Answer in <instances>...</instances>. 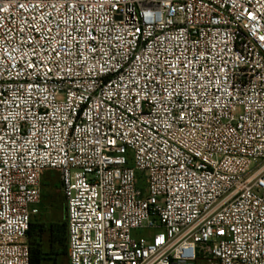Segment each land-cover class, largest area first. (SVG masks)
Listing matches in <instances>:
<instances>
[{
  "label": "built area",
  "instance_id": "built-area-1",
  "mask_svg": "<svg viewBox=\"0 0 264 264\" xmlns=\"http://www.w3.org/2000/svg\"><path fill=\"white\" fill-rule=\"evenodd\" d=\"M51 172L69 264H264V0H0V264Z\"/></svg>",
  "mask_w": 264,
  "mask_h": 264
},
{
  "label": "trees",
  "instance_id": "trees-1",
  "mask_svg": "<svg viewBox=\"0 0 264 264\" xmlns=\"http://www.w3.org/2000/svg\"><path fill=\"white\" fill-rule=\"evenodd\" d=\"M31 264H62L68 259V225L66 214L45 226L31 221L29 232Z\"/></svg>",
  "mask_w": 264,
  "mask_h": 264
},
{
  "label": "rangeland",
  "instance_id": "rangeland-1",
  "mask_svg": "<svg viewBox=\"0 0 264 264\" xmlns=\"http://www.w3.org/2000/svg\"><path fill=\"white\" fill-rule=\"evenodd\" d=\"M65 210L58 175L54 172L47 173L42 180L41 199L37 212L32 216V222L45 226L58 221ZM62 264H68V261Z\"/></svg>",
  "mask_w": 264,
  "mask_h": 264
}]
</instances>
